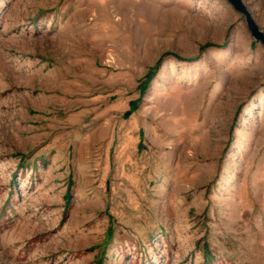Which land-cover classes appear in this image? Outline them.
<instances>
[{"label": "rangeland", "instance_id": "rangeland-1", "mask_svg": "<svg viewBox=\"0 0 264 264\" xmlns=\"http://www.w3.org/2000/svg\"><path fill=\"white\" fill-rule=\"evenodd\" d=\"M0 264H264V48L226 0H0Z\"/></svg>", "mask_w": 264, "mask_h": 264}, {"label": "water", "instance_id": "water-1", "mask_svg": "<svg viewBox=\"0 0 264 264\" xmlns=\"http://www.w3.org/2000/svg\"><path fill=\"white\" fill-rule=\"evenodd\" d=\"M227 3L233 8L235 12L240 14L246 25L247 31L249 32L251 38L258 42L264 48V33L258 28L254 22L250 12L247 10L246 6L241 0H226Z\"/></svg>", "mask_w": 264, "mask_h": 264}, {"label": "trees", "instance_id": "trees-1", "mask_svg": "<svg viewBox=\"0 0 264 264\" xmlns=\"http://www.w3.org/2000/svg\"><path fill=\"white\" fill-rule=\"evenodd\" d=\"M161 62V60H159L155 67L153 68L152 72H148L142 79V81H140L139 85H138V90H143L146 88L147 84L149 83V81H151L152 76L157 68V66L159 65V63ZM130 109L133 110V107L130 106Z\"/></svg>", "mask_w": 264, "mask_h": 264}]
</instances>
